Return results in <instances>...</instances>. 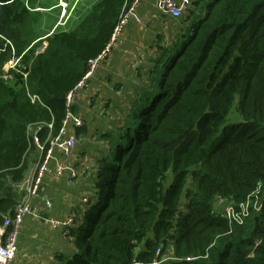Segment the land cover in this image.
Returning <instances> with one entry per match:
<instances>
[{
  "label": "trees",
  "instance_id": "1",
  "mask_svg": "<svg viewBox=\"0 0 264 264\" xmlns=\"http://www.w3.org/2000/svg\"><path fill=\"white\" fill-rule=\"evenodd\" d=\"M28 1L0 0V225L23 199L33 129L42 141L59 135L67 94L135 0H97L75 28L51 34V14ZM13 57L21 73L8 83ZM159 89L100 163L95 207L64 264H264V0H212ZM259 188L262 208L243 225L218 215L217 198L237 209Z\"/></svg>",
  "mask_w": 264,
  "mask_h": 264
},
{
  "label": "crops",
  "instance_id": "2",
  "mask_svg": "<svg viewBox=\"0 0 264 264\" xmlns=\"http://www.w3.org/2000/svg\"><path fill=\"white\" fill-rule=\"evenodd\" d=\"M160 1L139 2L111 57L96 72L89 89L79 92L73 111L82 115L86 134L77 136V147L69 156L53 150L40 197L32 201L35 214L25 217L21 226L19 252L13 264H64L71 259L76 252L75 241L50 221H62L74 213L83 222L95 207L100 163L112 160L116 147L134 127L133 115L159 92L160 69L167 62L169 47L186 41L185 34L204 17L212 0H190L180 18L160 12ZM79 2L70 1L73 6ZM30 155L24 185L35 176L41 156L38 149ZM82 168L86 174H80ZM86 196L91 198L90 207L82 202Z\"/></svg>",
  "mask_w": 264,
  "mask_h": 264
},
{
  "label": "built area",
  "instance_id": "3",
  "mask_svg": "<svg viewBox=\"0 0 264 264\" xmlns=\"http://www.w3.org/2000/svg\"><path fill=\"white\" fill-rule=\"evenodd\" d=\"M141 0H135L132 6L125 12L122 13L119 24L114 30L110 41L107 43L102 52L95 58L88 60L87 71L77 83L75 88L69 92L66 96V108L67 114L63 122V127L57 137L51 138V132L46 141H42L39 137L40 125H37V129H33L34 135L31 143L36 146L39 150L41 156L38 161L35 176L27 184H20L19 191L23 192V200L16 207L15 215L13 218H6L4 223L0 225V264H13L17 258L19 252V235L21 226L25 217L35 214L32 201L40 197L41 185L49 171V159L56 148L63 152L65 155L69 156L76 148L77 136L76 129L84 126V119L82 115L77 114L73 111L76 103L77 96L80 91L89 89L91 85V80L95 76L99 68L109 60L111 57L114 47L118 42L119 36L123 32L125 26L127 25L132 13L137 8ZM190 0H162L158 3V9L165 15L171 16L173 18H180L183 13L188 10ZM46 45L41 47V50L37 51V55L44 52ZM21 63L20 57H14L5 64V69L3 75H7L10 70L19 68ZM27 75L25 74V77ZM32 100L37 99L36 96H31ZM30 97V98H31ZM50 131L53 129V124L48 125ZM48 145V146H47ZM59 172L63 171V167L58 169ZM85 168H82L80 174H86ZM77 173H74L76 176ZM261 189L259 188L252 197L240 205L237 209L231 206V202L225 198H217L215 201V209L219 213L218 215L222 219H226L230 223H236L238 225H243L245 221L251 216L253 211H260L262 208V203L260 202ZM218 201H227V205L221 203L216 204ZM83 204L90 207V197L86 196L82 200ZM52 204L47 202V207L51 208ZM51 225L55 228H61L65 237L74 240L72 237V232L75 228L82 225L83 222H79L77 214H70L66 219L62 221H50ZM161 254V249L157 250V255ZM173 258H164L160 261H155L153 264H161L162 262L172 260ZM196 258L188 257L187 261H194Z\"/></svg>",
  "mask_w": 264,
  "mask_h": 264
},
{
  "label": "rangeland",
  "instance_id": "4",
  "mask_svg": "<svg viewBox=\"0 0 264 264\" xmlns=\"http://www.w3.org/2000/svg\"><path fill=\"white\" fill-rule=\"evenodd\" d=\"M57 1L60 2V0H29L28 1V7H30L31 10H33L31 7H34V8H36V11H37V5L46 6L44 8L45 9L44 11H47L46 12L47 15L51 14L50 16H46V19L48 20L47 25L49 26V29H47V28L44 29V27L41 26L45 30V33H47V34L49 32L51 34L52 31H54L55 29L56 30H69V29L75 28L76 25L81 21V19L86 15V13H87L88 9L90 8L91 4L94 3L97 0H80L79 4H76L74 6H73V4L70 3L71 0H69V2L64 0V1L60 2V3L57 2ZM58 3H59V8L56 9L54 4L56 5ZM52 6H53V8H49V7H52ZM81 7H83V8H81ZM46 8H49V9H46ZM53 9H55V10H53ZM51 10H53L52 13L49 12ZM39 11H42V10H39ZM36 15H37V13H36ZM53 25H54V27L52 28ZM190 33L191 32L189 31L188 33L185 34L184 38H185L186 41H187L188 37L190 36ZM45 37H46V35L44 37H42L43 41H42L40 47L37 49V51L41 50V47L44 46V45H46V47H47V41L44 39ZM181 45H180V43H176V44L171 45L169 47V49H168L169 55L167 56V62L165 63V66L162 67V69H160V73H161L160 81H161L162 75L164 74V72L166 70V65L168 64V58L173 53H175V51ZM46 47H45V49H46ZM4 66H3L2 71H1L2 74L5 72L4 71V69H5ZM20 73H21L20 69L19 68H15L14 70H10L9 73H6L7 75H3L2 78L4 80H6L8 83H11L14 80V78H16L17 75H20ZM22 75H23V77L25 76V74H22ZM154 97H149L148 103L150 101H152L154 99ZM219 198H223V197H219ZM219 203H221L223 205H227L228 202L227 201H222V202L218 201L216 204H219ZM46 205H47V202H46Z\"/></svg>",
  "mask_w": 264,
  "mask_h": 264
}]
</instances>
